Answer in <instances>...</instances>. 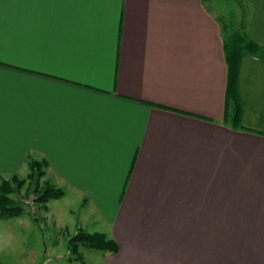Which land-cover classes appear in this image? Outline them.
Masks as SVG:
<instances>
[{"label":"crops","instance_id":"obj_1","mask_svg":"<svg viewBox=\"0 0 264 264\" xmlns=\"http://www.w3.org/2000/svg\"><path fill=\"white\" fill-rule=\"evenodd\" d=\"M214 1L0 0V181L44 159L99 264H264V0L238 127Z\"/></svg>","mask_w":264,"mask_h":264},{"label":"rangeland","instance_id":"obj_2","mask_svg":"<svg viewBox=\"0 0 264 264\" xmlns=\"http://www.w3.org/2000/svg\"><path fill=\"white\" fill-rule=\"evenodd\" d=\"M208 8L218 14L217 20L221 27L235 29L238 20L237 2L215 0ZM27 173L28 167L18 172L17 176L21 179ZM50 174L47 170L42 180H53ZM25 188L24 184L18 193L12 195L23 206V213L9 219L0 218V264H76L69 260L67 250V239L76 233L72 229L74 217L64 210L60 211L62 207L70 209V205L51 199L46 205L58 213L50 215L34 200L37 193L32 190L33 186L29 190ZM67 200L70 202L69 198ZM82 253L85 264H99L89 249H82Z\"/></svg>","mask_w":264,"mask_h":264},{"label":"trees","instance_id":"obj_3","mask_svg":"<svg viewBox=\"0 0 264 264\" xmlns=\"http://www.w3.org/2000/svg\"><path fill=\"white\" fill-rule=\"evenodd\" d=\"M223 49L227 65V81L224 102V122L232 127H238L242 111V101L237 89L238 66L241 58L248 51H253L255 44L249 40L242 29L229 30L222 25ZM47 164L44 159H30L27 163L28 173L25 177L17 175L0 181V218L9 219L18 217L23 213V206L12 197L26 185V190L33 186L37 193L34 200L43 208L51 199H58L63 196V191L47 180H42L45 175ZM42 182V183H41ZM41 183V184H40ZM100 250L107 254H114L118 250L115 240L108 238L101 232H87L78 229L76 233L67 239V250L69 260L76 264H85L83 261L82 249Z\"/></svg>","mask_w":264,"mask_h":264}]
</instances>
